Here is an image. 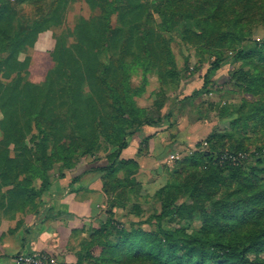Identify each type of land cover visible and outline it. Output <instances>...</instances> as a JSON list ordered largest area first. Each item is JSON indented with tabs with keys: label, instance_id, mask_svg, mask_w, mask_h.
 Instances as JSON below:
<instances>
[{
	"label": "rangeland",
	"instance_id": "rangeland-1",
	"mask_svg": "<svg viewBox=\"0 0 264 264\" xmlns=\"http://www.w3.org/2000/svg\"><path fill=\"white\" fill-rule=\"evenodd\" d=\"M5 1L16 8L15 29L30 27L41 18L56 21L21 55L30 61L23 75L34 83L43 82L54 66L52 52L60 40L77 42L80 34L75 26L81 19H93V32L100 27L99 0H64L58 10L54 0ZM145 2L149 19L144 17L141 26L143 30L154 26L163 38L166 55L160 65H154L153 55L146 48L140 55L125 53L123 42L118 48L108 49L106 44L101 56L105 63L115 61L120 66V74L109 90L110 99L103 105H107L106 110L112 105L116 110L130 109L131 115L121 116L120 121L126 124L122 130L129 143L139 139L141 145L136 152L126 148L112 170L95 169L106 166L108 154L118 147L109 136L101 138L95 147L78 143L73 147L78 148L76 152L49 168L53 184L66 178L62 181L72 187L74 176L91 171L98 172L102 181L92 220L73 229L60 242L81 253L83 249L94 251L93 244L115 243L116 228L158 232L156 216L167 209L161 220L166 230L244 241L241 247L248 248L251 258H264V174L242 178L232 169L239 165L249 168L256 162L258 150H264V0H241V4L224 6L225 13L217 21L207 20L210 12L192 6L196 0ZM125 5V0L116 4L112 28L121 26L118 11ZM85 44L91 45L90 41ZM247 44L252 45L251 50L255 46V52L237 56L239 48ZM215 62L218 68L213 66ZM205 77L218 80L213 84L214 92H198ZM2 117L0 110V120ZM150 121L154 125L147 123ZM159 131H165L162 138L167 145L154 156L150 140ZM2 137L0 129V140ZM42 137L44 133L35 130L27 140L35 149ZM177 138L179 141L174 140ZM44 141L49 144L50 139ZM70 143V137L65 136L63 148L67 150ZM156 146L153 144L154 150ZM35 159L38 164L47 162L44 156ZM130 159L135 162H128ZM158 164L160 167L150 173ZM50 196V190L44 192L23 211L9 213L0 207L2 264H23L18 260L24 253L47 254L51 264H58L55 253L26 249L39 234L40 224L59 217L58 211L48 205ZM111 218L114 221L106 224ZM97 253L91 263L84 260L86 264H154L144 257L128 263L114 254ZM73 256V262H59L75 264L79 253Z\"/></svg>",
	"mask_w": 264,
	"mask_h": 264
},
{
	"label": "trees",
	"instance_id": "trees-1",
	"mask_svg": "<svg viewBox=\"0 0 264 264\" xmlns=\"http://www.w3.org/2000/svg\"><path fill=\"white\" fill-rule=\"evenodd\" d=\"M63 1L54 0L57 10ZM118 1L122 0H99L101 12L97 21L100 27L93 32L90 28L93 19H81L75 26L80 34L77 42L67 44L60 40L52 52L54 66L43 82L34 83L23 75L30 61L29 57L22 58L21 55L34 45L41 31L56 21L49 17L41 18L30 27L15 29V6L10 1L0 0V110L3 113L0 120L3 132L0 140V207L5 208L6 212L23 211L37 198L41 199L43 193L53 185L48 174L49 168L69 153L76 152L78 148L73 147L78 143L85 144L87 148L95 147L101 138L109 136L118 144L107 156L109 163L95 168L97 171L114 169L130 145L122 130L126 124L120 121L122 114H132L130 109L116 110L112 105L110 110H106L107 105H103L110 99L109 90L120 74V66L115 61L110 60L111 63L107 64L101 59L104 53L102 47L107 44L108 49L118 48L123 42L125 53L132 55H140L141 50L146 48L151 51L156 66L160 65L166 53L159 30L154 26L143 30L141 26L145 23L144 17L149 19L145 0H125L126 5L118 11L121 26L111 27ZM239 3L241 0H196L192 6L197 5L199 11L210 12L211 16L207 20L217 21L225 13L224 6ZM85 41H90L91 45L85 44ZM251 46L247 44L240 47L237 56L254 53L255 46L254 50H251ZM218 65L215 62L213 66L218 68ZM5 78L10 81L6 82ZM204 80L198 92H214L213 84L218 80L213 77H205ZM120 91L124 92L123 89ZM147 123L154 125L155 122ZM35 130L43 132L44 137L41 139H50V145L41 140L38 148L30 146L27 139ZM65 136L71 139L67 150L63 148ZM174 140L179 141L178 138ZM39 155L46 157L47 162L38 164L35 158ZM128 162L134 163L135 160L130 159ZM263 163L264 150L259 149L257 160L252 166H232V169L242 178H250L255 174H264ZM61 176L65 177V174ZM39 180H42L40 186L37 185ZM167 212L165 209L156 216L158 232L116 228L115 243L108 246L93 244L95 252L92 249H83L81 253L75 250L76 255L79 253L75 264H86L84 260L91 263L96 259L94 253L97 250L99 256L107 252L128 263L144 257L154 264H264V258H251L248 248L241 247L244 241H224L166 230L161 220ZM113 221L111 218L106 224ZM90 255H94V258Z\"/></svg>",
	"mask_w": 264,
	"mask_h": 264
},
{
	"label": "crops",
	"instance_id": "crops-1",
	"mask_svg": "<svg viewBox=\"0 0 264 264\" xmlns=\"http://www.w3.org/2000/svg\"><path fill=\"white\" fill-rule=\"evenodd\" d=\"M165 131H159L150 140L152 155L156 156L159 154L161 149H164L167 142L164 140L163 134ZM141 144V140L136 142H130L127 150L136 152L137 147ZM153 144H156L157 148L154 150ZM126 150V149H125ZM157 153V154H156ZM153 168L149 170L151 173L155 168L160 167V164L152 166ZM81 177L77 179L73 186L70 187L69 182H63L66 178L60 181L54 182L50 190V198H48V205L51 206L52 210L59 217H54L48 222H43L40 224L41 230L37 237H34L26 246L29 251L35 250H45L50 253H55L58 257V264H63L61 261L73 262L75 249L65 247L66 242L63 244L60 241L64 237L68 236L73 229L80 228L85 222H90L92 220L91 215L93 213V206L98 203L96 200L97 195L102 193V181L100 174L96 171H91L80 175ZM77 177L74 176L73 179ZM71 178V177H69ZM70 188V189H69ZM106 200V199H103ZM54 214V213H53ZM3 261V258L0 259ZM5 263V262H4Z\"/></svg>",
	"mask_w": 264,
	"mask_h": 264
},
{
	"label": "built area",
	"instance_id": "built-area-1",
	"mask_svg": "<svg viewBox=\"0 0 264 264\" xmlns=\"http://www.w3.org/2000/svg\"><path fill=\"white\" fill-rule=\"evenodd\" d=\"M18 261L23 264H51L49 256L43 253H24Z\"/></svg>",
	"mask_w": 264,
	"mask_h": 264
}]
</instances>
